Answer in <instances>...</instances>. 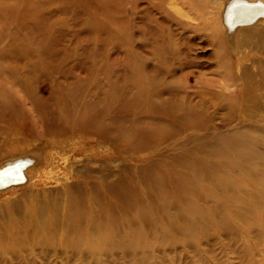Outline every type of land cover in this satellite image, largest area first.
Masks as SVG:
<instances>
[{"label": "rangeland", "instance_id": "obj_1", "mask_svg": "<svg viewBox=\"0 0 264 264\" xmlns=\"http://www.w3.org/2000/svg\"><path fill=\"white\" fill-rule=\"evenodd\" d=\"M21 1L0 0V155L28 147H41L46 154L50 147H56L60 154L55 161L69 157V163L74 159L79 167L88 163L103 177L116 171L128 182L127 188L121 187L116 193L105 190L102 194L103 199L111 197L115 205V218L120 223L116 234L124 236L125 251L112 249L110 240L116 234L97 222L93 232L81 236L87 243L83 246L89 250V264H264V150L250 147L254 153L248 156L256 155L253 163L238 165L233 171L224 167L238 162L244 148L228 144V138L244 139L242 134L229 130L237 121L235 109L240 99L224 101L228 108L213 113L211 128H207V120L175 119L176 110L171 102H165L162 111H158V122H150V115H139L135 121L125 105L131 95L126 77L119 74L124 54L114 51V43L102 47L98 36L88 37L84 31L47 41L32 24H17ZM221 1L229 7L227 53L234 54L236 41L247 39L241 28L252 25L248 15L241 16L242 10L237 9L249 8L247 12L253 20L261 3ZM221 1L178 0L190 16L177 14V21L191 28L200 27L213 18L206 15L220 9ZM113 2L118 3L123 20H127L130 0ZM260 16L264 28V15ZM136 25L140 23H133V28ZM111 30L121 39V47H127L128 30ZM141 40L136 37L132 44ZM255 41L258 45L250 43L242 50L250 57L264 60V34ZM209 50L198 47L193 54L199 56ZM150 80L149 89L161 82L156 78ZM113 82L125 103L117 104L110 96ZM187 83L193 87L195 79ZM227 86H232V82ZM210 89L221 90L213 85ZM234 89L235 86L229 87L223 92L229 96ZM211 95L213 101L223 102ZM181 100L177 93V108V103L183 104ZM250 100L264 104V98L251 96ZM197 133L216 144L190 142L188 137ZM47 170L44 166L40 169L44 173ZM245 172L249 176L245 177ZM117 178L111 177L113 181ZM97 181L98 177H78L70 166L60 164L45 182L32 186L54 194L63 185ZM131 189L138 193L140 201L132 200L134 194L128 193ZM2 192L0 200H4ZM90 196L87 192L84 201H79L90 211L84 221L96 218L101 210ZM84 226L89 228V223ZM72 234L80 236L82 231L72 230ZM104 236L109 241L100 243ZM10 245L5 248L10 249ZM59 248L68 255L81 257L71 246ZM40 250L53 255L51 247ZM30 252L25 247L19 254Z\"/></svg>", "mask_w": 264, "mask_h": 264}, {"label": "bare ground", "instance_id": "obj_2", "mask_svg": "<svg viewBox=\"0 0 264 264\" xmlns=\"http://www.w3.org/2000/svg\"><path fill=\"white\" fill-rule=\"evenodd\" d=\"M259 3L261 5L255 11V20L247 12L249 8L237 9L242 10L241 16L248 15L252 25L241 28L247 39L236 41L234 54L227 53L225 36L229 29L226 22L229 7L224 2L216 12L206 15L214 19L206 20L200 27L194 28L177 21V14L190 16L189 10L178 0H130L127 20H123L124 14L113 0H22L16 22L18 25L32 24L47 41L49 38L73 36L84 31L88 37L98 36V43L102 47L113 42L114 51L124 54L119 74L126 77L131 95L127 103L126 100L121 101V94L113 82V93L110 96L117 104L124 102L135 121L139 115H150V122H158V111H162L161 107L165 102H171L170 106H174L176 110L175 119L198 118L209 122L214 118L213 113L228 108L226 101L232 103L236 102L234 97L238 101L240 99L235 109L237 121L229 130L232 134H242L244 139L228 138V144L244 148L239 161L235 162L237 165L232 163L224 166L233 171L238 165L243 167L253 163L251 160L256 155L248 156L254 153L250 147L256 148L255 151L264 150V104L261 101H248L251 96L264 98V60L250 57L249 53L242 50L244 45L250 43L258 45L255 39L264 34L263 25L259 22L262 17L260 15H264V0ZM136 22L140 25L133 28V23ZM113 28L118 32L128 30L130 41L127 47H121V39L115 30V33L112 32ZM136 37L142 39L141 43L132 44ZM200 39L203 41L198 42ZM197 46L200 49L208 47L210 50L197 56L193 54ZM154 78L161 82L149 89L148 80ZM192 78L195 79V86L190 87L187 81ZM167 79L171 81H166ZM231 82L232 86H227ZM212 85L220 87L221 90H211ZM233 86L236 89L229 96L223 92ZM165 93L167 95L164 97ZM177 93L181 95L183 103H177L178 108L175 105ZM211 94L223 102L213 101ZM150 122L148 124L152 125ZM212 126L210 122L207 124V128ZM191 135L188 139L192 143L198 142L207 146L216 144L200 133ZM59 154L56 147H50L46 154L41 147H28L0 155V192L3 191L4 196V200H0V264H76L75 261L89 264V250L84 248L83 244L87 243H84L81 236L86 237V233L93 232L97 222L109 226L108 229L115 234L116 230L119 231L120 223L115 218V205L110 200L111 197L106 200L102 198V194L105 190L116 193L121 187L127 188L128 182L116 171L103 177L98 171L90 169L88 163H83L81 167L74 164L75 159L73 163H69V157H60L59 161H55ZM60 164L70 166L73 174L76 172L78 177H98L99 181L63 185L54 194L49 190L33 188L32 185L45 182V178L50 177L53 169ZM43 166L44 169L49 168L47 173L40 171ZM212 170L215 173L214 168ZM220 173H223V169ZM116 175L118 178L113 181L111 177ZM244 175L249 176V172ZM87 192L92 195L91 199L93 197L96 200V205L101 210L96 218L89 217L88 221H84V216L90 211L85 208V203L81 205L80 202L84 201ZM128 193L134 194L132 200L140 201L137 192L131 189ZM89 207L90 205L87 208ZM85 223H89V228H85ZM72 230L82 231V234L75 237ZM106 241L109 240L105 236L99 239L100 243ZM110 242L112 249L125 251L123 235L116 234ZM9 243L10 249H6ZM59 246H71L75 254L80 253L81 257L68 255L65 249L60 251ZM25 247H29L31 252L26 255L19 254ZM47 247H51L53 255L41 253L40 249Z\"/></svg>", "mask_w": 264, "mask_h": 264}]
</instances>
